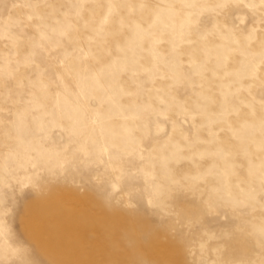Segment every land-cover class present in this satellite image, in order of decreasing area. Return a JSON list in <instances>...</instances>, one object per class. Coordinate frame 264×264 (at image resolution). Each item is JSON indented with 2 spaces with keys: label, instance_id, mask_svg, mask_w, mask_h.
<instances>
[{
  "label": "rangeland",
  "instance_id": "1",
  "mask_svg": "<svg viewBox=\"0 0 264 264\" xmlns=\"http://www.w3.org/2000/svg\"><path fill=\"white\" fill-rule=\"evenodd\" d=\"M52 200L124 264H264V0H0V264H69Z\"/></svg>",
  "mask_w": 264,
  "mask_h": 264
},
{
  "label": "bare ground",
  "instance_id": "2",
  "mask_svg": "<svg viewBox=\"0 0 264 264\" xmlns=\"http://www.w3.org/2000/svg\"><path fill=\"white\" fill-rule=\"evenodd\" d=\"M90 220L101 230V234L94 238L86 227V222ZM25 226L43 252L56 257L61 249L66 250L69 264H96L99 249L104 250L103 260L124 264L119 252L110 249L111 243L107 237L110 223L106 217L87 214L84 218H79L73 208H59L58 202L52 200L31 206ZM89 239V245L84 246V242Z\"/></svg>",
  "mask_w": 264,
  "mask_h": 264
}]
</instances>
